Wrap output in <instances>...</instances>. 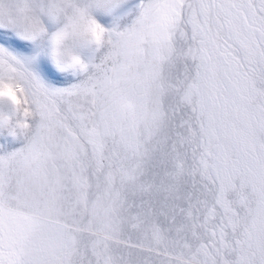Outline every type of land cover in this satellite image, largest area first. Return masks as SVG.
I'll use <instances>...</instances> for the list:
<instances>
[{
  "label": "snow or ice",
  "instance_id": "6c2138e0",
  "mask_svg": "<svg viewBox=\"0 0 264 264\" xmlns=\"http://www.w3.org/2000/svg\"><path fill=\"white\" fill-rule=\"evenodd\" d=\"M0 264H264V0H0Z\"/></svg>",
  "mask_w": 264,
  "mask_h": 264
}]
</instances>
